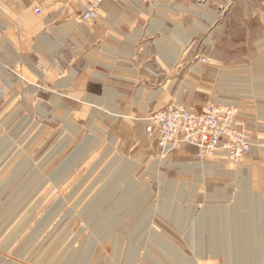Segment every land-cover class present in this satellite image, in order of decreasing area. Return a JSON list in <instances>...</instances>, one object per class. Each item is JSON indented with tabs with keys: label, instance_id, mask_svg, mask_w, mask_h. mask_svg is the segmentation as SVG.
I'll return each mask as SVG.
<instances>
[{
	"label": "rangeland",
	"instance_id": "374dc122",
	"mask_svg": "<svg viewBox=\"0 0 264 264\" xmlns=\"http://www.w3.org/2000/svg\"><path fill=\"white\" fill-rule=\"evenodd\" d=\"M183 1L195 9L183 24L155 4L131 58L101 48L106 33L96 22L82 24L73 48L85 43L90 52L87 88L57 85L53 64L37 67L39 78L19 69L1 82L0 264H264V88L243 86L264 82V73L230 79L210 60L223 45L231 55L255 51L264 18L238 15L232 6L242 0ZM37 6L48 16L53 0L33 13ZM219 26L224 34L215 36ZM129 61L138 83L116 90L138 104L108 102L105 74ZM209 104L238 108L252 144L242 161L200 160L188 145L163 156L147 137L152 114Z\"/></svg>",
	"mask_w": 264,
	"mask_h": 264
},
{
	"label": "crops",
	"instance_id": "0c3cea01",
	"mask_svg": "<svg viewBox=\"0 0 264 264\" xmlns=\"http://www.w3.org/2000/svg\"><path fill=\"white\" fill-rule=\"evenodd\" d=\"M42 1L0 0V84L4 82L3 86H5V83L12 79V73L19 69L21 72L25 70L26 73L34 74L39 78L41 75L37 67L42 64H53L55 65L57 85L59 82H65L63 87L87 88L90 82V75L87 72L88 67L91 66L90 52L84 51L87 49L85 43L79 44L78 49L81 51L78 53L73 48V41L77 40L76 38L73 40V36L84 29L82 24H86L78 22L79 10L78 7L76 9V0H53L52 9H47L49 15L37 17L33 13V6L41 4ZM18 2H21L22 5L20 13L19 9L16 10ZM157 3L165 5V8L163 7L165 16L174 24L178 22L183 24L184 20H188L186 18L193 14L189 9L195 10L191 6V2L183 0H151L149 3H143L141 0H105L100 18L96 22L101 32L106 33V37L101 40V48L104 46L108 49L114 48L118 52L117 56L131 58L138 50L137 48H142L146 40L147 36L140 34V28L146 26V21L150 20ZM23 9L28 10L27 15L23 14ZM232 9H237V14L241 16H255L260 20L264 18V6L255 0L237 1ZM245 10H247V14ZM211 15L215 20L223 16L219 8H217V13ZM150 26L149 30L151 31L153 25ZM222 34H224V29L219 26L215 36ZM179 37L185 38V41L189 40V37H185L183 34H180ZM90 39L83 35L79 36L78 40L86 42ZM252 41L255 42L256 49L253 52L250 51L248 55L243 51L232 55L227 54L226 45H223L217 54L210 58L213 72L224 73L230 79L234 74L264 73V36H255ZM180 51V46L174 48L173 55L171 54L172 57L167 62L169 67L177 60ZM49 56L55 57V60L51 59L50 61ZM145 76L150 78L149 74H145ZM138 77L139 70L130 61L128 64L117 66L113 75L105 74L101 87L103 93L107 95V101L138 104L137 96L129 95L124 91L120 94L116 90L132 89L138 83ZM80 82L83 84L80 85ZM255 82V84H251L252 80L245 79L243 86L264 88V82L261 79L255 80ZM229 86L233 87L230 84ZM109 98L110 100H108ZM259 114L261 115L262 111Z\"/></svg>",
	"mask_w": 264,
	"mask_h": 264
},
{
	"label": "built area",
	"instance_id": "2783aa9c",
	"mask_svg": "<svg viewBox=\"0 0 264 264\" xmlns=\"http://www.w3.org/2000/svg\"><path fill=\"white\" fill-rule=\"evenodd\" d=\"M80 23H95L105 0H77ZM149 3L151 0H141ZM34 14L42 17L43 9L34 8ZM199 61L206 63L204 56ZM247 126L238 108L225 104H209L203 109L175 105L154 113L148 118L146 135L154 142L163 156L177 145L197 148L198 158L205 160L227 150L232 161H242L252 144L247 137Z\"/></svg>",
	"mask_w": 264,
	"mask_h": 264
},
{
	"label": "bare ground",
	"instance_id": "6f19581e",
	"mask_svg": "<svg viewBox=\"0 0 264 264\" xmlns=\"http://www.w3.org/2000/svg\"><path fill=\"white\" fill-rule=\"evenodd\" d=\"M238 112H239V111H238ZM250 142H251V141H250ZM217 153L226 154V157L228 158V156H227L228 151H227V150L218 151Z\"/></svg>",
	"mask_w": 264,
	"mask_h": 264
}]
</instances>
